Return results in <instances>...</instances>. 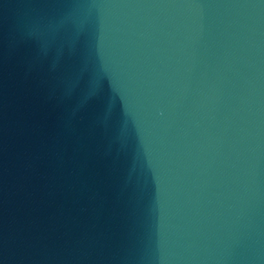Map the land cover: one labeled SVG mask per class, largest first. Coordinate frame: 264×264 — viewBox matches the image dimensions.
I'll list each match as a JSON object with an SVG mask.
<instances>
[{"label": "water", "instance_id": "water-1", "mask_svg": "<svg viewBox=\"0 0 264 264\" xmlns=\"http://www.w3.org/2000/svg\"><path fill=\"white\" fill-rule=\"evenodd\" d=\"M0 264H264V0H0Z\"/></svg>", "mask_w": 264, "mask_h": 264}]
</instances>
